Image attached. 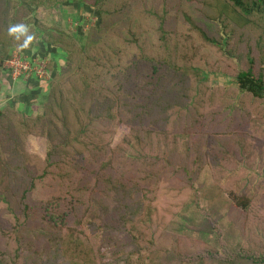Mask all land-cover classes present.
I'll return each mask as SVG.
<instances>
[{
  "label": "rangeland",
  "instance_id": "1",
  "mask_svg": "<svg viewBox=\"0 0 264 264\" xmlns=\"http://www.w3.org/2000/svg\"><path fill=\"white\" fill-rule=\"evenodd\" d=\"M218 11L215 0H0V110L15 124L43 116L56 86L83 104L97 149L47 164L46 138L20 124L0 158V264L264 259V103L234 81L247 59L264 66V17L225 28ZM11 24L28 31L9 35ZM18 55L44 76L14 77ZM242 137L255 150L239 162L226 145Z\"/></svg>",
  "mask_w": 264,
  "mask_h": 264
},
{
  "label": "trees",
  "instance_id": "2",
  "mask_svg": "<svg viewBox=\"0 0 264 264\" xmlns=\"http://www.w3.org/2000/svg\"><path fill=\"white\" fill-rule=\"evenodd\" d=\"M30 1V0H29ZM213 1V0H212ZM219 7L218 14L221 17L225 28H231L236 26L238 28H246L253 21V17H264V0H215ZM9 2V1H8ZM18 7L27 6L23 2H18ZM210 4V2H209ZM8 6V4L6 5ZM26 8V7H25ZM203 15L211 21L217 22L218 18L211 17V13L203 10ZM46 35L45 43L55 45L56 47L63 48V44L60 42V36L55 32H50V29L43 31ZM33 34L34 32L31 31ZM203 37L210 41L214 45H219L221 48L223 44L215 39L208 38L206 32L203 31ZM37 38V37H36ZM33 43V42H32ZM31 43V44H32ZM30 44V45H31ZM27 46L30 49L31 46ZM20 50L25 49V45L19 44L15 46ZM245 55H241V63ZM4 61L0 62L2 66ZM242 68L235 76V86L238 91V95L245 96L246 99L254 97L256 99L263 100L264 103V72L262 69L264 66L260 65L257 69L252 59H247L246 64L243 63ZM0 66V69H1ZM258 72V73H257ZM52 87V86H51ZM50 95L45 102V113L43 116H36L33 118H24L25 116L20 115L22 118H17V121L22 122L15 124V119L7 120L9 118L8 110H0V158L4 159L6 148H10L9 138L16 133V130H20V124L23 123V129L31 132L36 136H44L46 138L47 155L44 159V163L56 164L61 162L62 158H67L69 155L72 157H86L93 156L97 152L95 147H92V139H88L87 128L85 127L84 121V106L78 101H71L66 96L65 91L59 90L56 86L50 88ZM16 114V113H15ZM19 116V115H18ZM93 133H95L93 131ZM99 133V132H96ZM141 143H139L140 145ZM238 147L236 148V145ZM139 145L133 144L132 146V158L139 159L136 152L139 151ZM227 148H231L230 155L233 160L242 162L244 159L250 160L253 158V150H255V144L250 141L248 137H242L241 140L236 142L233 141L232 146L226 145ZM222 150V148H220ZM264 148H262L263 150ZM254 154V153H253ZM264 160V155L262 156ZM140 160V159H139ZM238 162V163H239ZM2 166L0 165V171ZM6 174V173H5ZM235 202L241 207L246 208L247 199H240L238 197L233 198ZM240 201V202H238ZM104 218L98 216V219ZM211 231H213L211 224L206 220L204 221ZM205 260H209L205 258ZM254 263L264 264V259L255 260ZM190 262V261H189Z\"/></svg>",
  "mask_w": 264,
  "mask_h": 264
},
{
  "label": "built area",
  "instance_id": "3",
  "mask_svg": "<svg viewBox=\"0 0 264 264\" xmlns=\"http://www.w3.org/2000/svg\"><path fill=\"white\" fill-rule=\"evenodd\" d=\"M15 56H17V54ZM35 61H36V59L33 60L31 58H25L24 59V57H23L21 59L20 56H19L18 57V60H15L14 59V60L11 61L12 63L10 62V63H8V65H11V64L13 65L11 68L14 71V77H18L17 75L20 76L21 74H28L29 75L28 77H31V76H34V75H37V74H38V77L44 76L43 74H41L39 76V73L37 71V67H36ZM19 67L21 68V73L15 71V70L18 71L19 70ZM21 77H24V75H21Z\"/></svg>",
  "mask_w": 264,
  "mask_h": 264
},
{
  "label": "clouds",
  "instance_id": "4",
  "mask_svg": "<svg viewBox=\"0 0 264 264\" xmlns=\"http://www.w3.org/2000/svg\"><path fill=\"white\" fill-rule=\"evenodd\" d=\"M27 31H28V27L24 24H11L8 28L9 35H15Z\"/></svg>",
  "mask_w": 264,
  "mask_h": 264
},
{
  "label": "crops",
  "instance_id": "5",
  "mask_svg": "<svg viewBox=\"0 0 264 264\" xmlns=\"http://www.w3.org/2000/svg\"><path fill=\"white\" fill-rule=\"evenodd\" d=\"M15 87H17V86H15ZM18 87H21V88H23V87H24V84H22V85H20V86H18Z\"/></svg>",
  "mask_w": 264,
  "mask_h": 264
}]
</instances>
